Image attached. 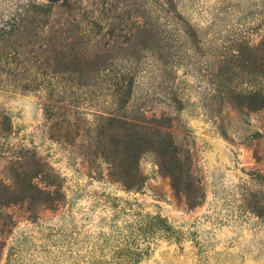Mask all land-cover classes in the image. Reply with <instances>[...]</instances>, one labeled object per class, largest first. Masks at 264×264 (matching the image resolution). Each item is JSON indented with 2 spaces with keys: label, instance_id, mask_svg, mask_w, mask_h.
Segmentation results:
<instances>
[{
  "label": "rangeland",
  "instance_id": "1",
  "mask_svg": "<svg viewBox=\"0 0 264 264\" xmlns=\"http://www.w3.org/2000/svg\"><path fill=\"white\" fill-rule=\"evenodd\" d=\"M36 1L55 13L70 3L76 19L86 10L102 11L105 19L115 14L116 24L102 32L118 41L128 30L120 18L135 25L138 7L158 17V43L163 51L172 47L171 58L176 53L180 64L171 70L144 53L136 64L121 60L115 65L137 72L133 105L171 116L169 130L190 151L205 194L200 204L188 207L151 153L139 161L146 176L142 188L125 190L108 178L102 159L86 154L93 131L75 146L52 139L42 94L0 85V112L11 117L13 126L6 150L36 152L60 174L66 195L53 207L25 202L0 208V264H67L76 245L87 248L101 231L132 221L140 212L160 215L171 226V239L153 242L142 264H264V110L231 107L212 90L216 60L264 36V0H175L180 18L198 33L190 52L174 14L158 0ZM173 94L178 101H169ZM81 118V125L92 119Z\"/></svg>",
  "mask_w": 264,
  "mask_h": 264
},
{
  "label": "trees",
  "instance_id": "2",
  "mask_svg": "<svg viewBox=\"0 0 264 264\" xmlns=\"http://www.w3.org/2000/svg\"><path fill=\"white\" fill-rule=\"evenodd\" d=\"M158 1L174 14V23L189 40L185 49L190 52L192 40H198L193 25L180 18L175 0ZM46 7L36 0H0V85L42 94V115L52 139L75 146L93 131L86 154L102 159L108 178L125 190L142 188L146 176L139 161L151 153L159 172L168 177L186 205L200 204L205 194L202 180L190 151L180 147L169 130L171 116L133 105L137 72L115 65L121 60L136 64L144 53L154 54L164 66L171 65V70L180 64L176 53L171 58L172 47L163 51L158 43V17L138 7L135 25L129 27L120 18L128 30L126 38L118 41L102 32L116 24L115 14L105 19L102 11L93 14L86 10L76 19L71 16L70 3L58 13ZM93 27L99 31L93 33ZM213 70L212 90L226 105L264 110V36L222 55ZM169 101L178 99L173 94ZM81 117L92 119L81 125ZM12 129L11 117L0 112V159H4L5 171L0 176V208L25 202L57 206L66 196L60 174L30 149L7 151ZM170 228L160 215L137 213L132 221L101 231L87 248L76 245L67 264H142L153 242L171 239Z\"/></svg>",
  "mask_w": 264,
  "mask_h": 264
}]
</instances>
